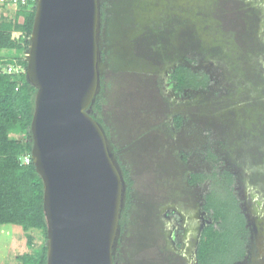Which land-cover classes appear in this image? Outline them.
<instances>
[{
  "label": "rangeland",
  "instance_id": "obj_1",
  "mask_svg": "<svg viewBox=\"0 0 264 264\" xmlns=\"http://www.w3.org/2000/svg\"><path fill=\"white\" fill-rule=\"evenodd\" d=\"M123 1L99 0L101 127L132 181L113 264H196L212 179L186 180L224 170L249 220L236 264H264V0ZM1 12L10 19L16 10ZM178 64L205 74L206 87L176 92ZM27 234L41 241L38 230ZM27 251L21 228L0 224V264Z\"/></svg>",
  "mask_w": 264,
  "mask_h": 264
},
{
  "label": "water",
  "instance_id": "obj_2",
  "mask_svg": "<svg viewBox=\"0 0 264 264\" xmlns=\"http://www.w3.org/2000/svg\"><path fill=\"white\" fill-rule=\"evenodd\" d=\"M25 77L30 156L43 185L46 264H113L124 183L89 114L99 83V0H36Z\"/></svg>",
  "mask_w": 264,
  "mask_h": 264
},
{
  "label": "trees",
  "instance_id": "obj_3",
  "mask_svg": "<svg viewBox=\"0 0 264 264\" xmlns=\"http://www.w3.org/2000/svg\"><path fill=\"white\" fill-rule=\"evenodd\" d=\"M35 6L18 8L10 19L3 12L0 13V50L9 52L7 57H0V66L16 60L26 68V60L20 54L30 45ZM103 16L104 10L100 8V18ZM170 79L178 93L203 89L207 85L205 74L201 75L184 64L175 66ZM35 92L36 88L24 73L15 75L0 71V224L19 226L26 233L28 246V251L15 264H46L43 185L32 160L28 164L21 162L22 157L30 156L31 152L30 123ZM100 100L99 92L88 112L101 125ZM180 119L175 118L177 126ZM13 134L20 138L16 139ZM119 169L124 183V200L118 221V228L122 229L130 205L132 181L122 165ZM209 178L212 179L211 188L205 193L202 204L207 223L196 244V264H236L246 255L249 232L246 218L233 192V175L229 170L211 175L197 172L190 174L188 182L195 185ZM30 230H38L41 234V241L37 245L33 244V237L27 234Z\"/></svg>",
  "mask_w": 264,
  "mask_h": 264
},
{
  "label": "built area",
  "instance_id": "obj_4",
  "mask_svg": "<svg viewBox=\"0 0 264 264\" xmlns=\"http://www.w3.org/2000/svg\"><path fill=\"white\" fill-rule=\"evenodd\" d=\"M34 4H36V0H0L1 6H6L14 10L22 7H30ZM22 68L23 67L17 63L16 60H13V63L3 65L0 71L16 75L21 73ZM31 160V156L25 155L22 157L21 162L23 164H28Z\"/></svg>",
  "mask_w": 264,
  "mask_h": 264
},
{
  "label": "flooded vegetation",
  "instance_id": "obj_5",
  "mask_svg": "<svg viewBox=\"0 0 264 264\" xmlns=\"http://www.w3.org/2000/svg\"><path fill=\"white\" fill-rule=\"evenodd\" d=\"M109 1H111V0H109ZM116 1H117V0H116ZM122 1H123V0H122ZM128 1H129V0H128ZM123 4L126 5V4H127V1L124 0V1H123ZM128 6H129V5H128ZM121 10L123 11L122 13H124V11H126V10H128V9H125V8L123 9V8H121ZM175 66H176V65H175ZM174 68H175V67H174ZM174 68H173V69H174ZM172 71H173V70H172ZM176 117H179V116H176ZM176 117H175V118H176ZM180 120H181V119H180ZM189 178H190V175H189V177L187 178L186 182H187L188 185L192 186L193 184H190V183L188 182ZM205 180H206V179H205ZM205 180H203L202 182H204ZM233 182H234V180H233ZM199 183H201V182H199ZM197 184H198V183H197ZM233 192H234V191H233ZM234 194H235V193H234ZM203 199H204V197H203ZM237 200H238V198H237ZM202 204H203V203H202ZM239 206H240V202H239ZM240 208H241V206H240ZM202 211L204 212L205 217H206V213H205V211H204L203 209H202ZM241 211L243 212L242 208H241ZM243 214H244V216H245V218H246V227L248 228V224H249L248 221H249V220H248V218H247V216L245 215L244 212H243ZM206 218H207V217H206ZM206 223H207V222H206ZM206 223H205V224H206ZM203 227H204V226H203ZM203 227H202V228H203ZM201 230H202V229H201ZM201 230H200V233H201ZM248 232H249V228H248ZM200 233H199V235H200ZM249 238H250V232H249V236H248V241H249ZM196 244H197V243H196Z\"/></svg>",
  "mask_w": 264,
  "mask_h": 264
},
{
  "label": "crops",
  "instance_id": "obj_6",
  "mask_svg": "<svg viewBox=\"0 0 264 264\" xmlns=\"http://www.w3.org/2000/svg\"><path fill=\"white\" fill-rule=\"evenodd\" d=\"M0 51H3V50H0ZM3 52H4V51H3ZM0 53H1V52H0ZM1 54H2V53H1ZM12 55H14V53H12L11 56H12ZM15 56H16V55H15ZM0 57H2V56H0ZM12 57H14V56H12ZM2 67H3V65L0 66V68H2Z\"/></svg>",
  "mask_w": 264,
  "mask_h": 264
}]
</instances>
